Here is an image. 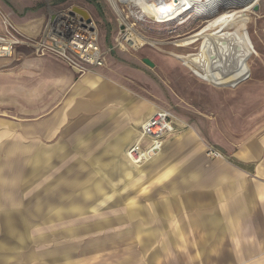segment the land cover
Segmentation results:
<instances>
[{
  "label": "crops",
  "instance_id": "0c3cea01",
  "mask_svg": "<svg viewBox=\"0 0 264 264\" xmlns=\"http://www.w3.org/2000/svg\"><path fill=\"white\" fill-rule=\"evenodd\" d=\"M19 68L29 73L25 60ZM8 70V77L16 76L15 68ZM98 77L86 76L73 91L88 96L92 107L120 94L114 85H97ZM39 83L48 90L42 79ZM25 92V112L33 116L19 119L0 110V264H62L59 255L68 259L71 249L48 250L44 243H69L78 236L86 242V264H264V128L230 152V161L207 160L203 148L191 144L182 157L178 140L167 138L163 150L134 166L124 150L134 131L119 120L108 125L110 141H99L104 149L98 145L89 158L91 169L80 165L68 172L75 155L69 139L85 135L84 130L64 125V110L50 116L42 105L40 114L32 111L38 92ZM74 101L70 116L84 105ZM53 136L56 144L45 143ZM63 146L69 155L60 160L54 154L63 156ZM106 157L110 161L101 164ZM58 177L64 186L57 184ZM139 252H149V259H138ZM105 254L111 258L103 259Z\"/></svg>",
  "mask_w": 264,
  "mask_h": 264
},
{
  "label": "rangeland",
  "instance_id": "374dc122",
  "mask_svg": "<svg viewBox=\"0 0 264 264\" xmlns=\"http://www.w3.org/2000/svg\"><path fill=\"white\" fill-rule=\"evenodd\" d=\"M213 1L194 0L184 5L173 19L161 20L152 16L139 17L138 0H116L123 21L131 28L128 30L107 0H0V35L20 43L13 48L11 57L0 58V97L3 98L0 110L19 119L33 116L25 112L28 104L25 91L38 92H34L37 100L30 99L32 111L37 114L41 113L42 105L50 111V116L64 110L67 117L64 125H73L74 130L85 132V135L74 134L69 139V147L75 149V155L65 170L68 172L78 170L80 165L91 169L94 163L89 158L98 145L110 141L107 138L113 130L108 125L115 121L121 120L134 131L124 149L127 154L130 146L140 139L143 122L161 110L171 114L174 127V132L164 137L162 150L168 138L178 140L176 149L190 144L203 148L202 155L207 160H232L230 152L264 128V0H254L249 5L248 0H220L221 7L216 12L227 14L226 20L208 28L214 18L207 15L216 5ZM231 3H235L234 6ZM74 7L88 12L98 38L96 47L103 54L101 66L85 64L70 54L74 62L79 63L75 66L67 63L55 47L54 50L36 48L41 38L48 34V26L56 14H78ZM132 30L146 40L139 49L130 47ZM195 35L198 37L194 42H182ZM144 59L152 66L144 64ZM24 60L30 68L28 74L18 71ZM10 68L17 70L16 76L8 77ZM94 74L99 76L97 85L106 83L120 90L118 97L100 107L89 106L88 96H76L73 92L82 79ZM40 79L46 83L47 91L44 84L39 83ZM81 85L94 91L88 84ZM73 99L81 100L84 105L81 108L78 104L77 113L70 116L69 110L76 106ZM187 134L192 137L184 139ZM103 137L105 139H100ZM57 139L58 136H53L52 142H44L54 145ZM63 150V156L60 151L54 154L59 155L60 160L69 155L64 146ZM185 151L181 152L182 157ZM209 151H216L221 157L212 158ZM106 158L98 162L110 161V157ZM61 177L55 180L64 186ZM91 179L106 186L99 176ZM124 193L129 196L126 189ZM131 193L135 196V190ZM30 238L26 239L27 244ZM84 241L78 236L69 243L61 239L59 243L45 242L44 245L48 250L71 249L68 259L63 258L62 252L59 255L62 264H86ZM31 245L29 243L28 248ZM107 256L111 258V255H102L103 259ZM135 256L146 261L150 257L149 252L135 253Z\"/></svg>",
  "mask_w": 264,
  "mask_h": 264
},
{
  "label": "bare ground",
  "instance_id": "6f19581e",
  "mask_svg": "<svg viewBox=\"0 0 264 264\" xmlns=\"http://www.w3.org/2000/svg\"><path fill=\"white\" fill-rule=\"evenodd\" d=\"M138 1H139L140 13H141L139 17L152 16L157 19L163 20V19H173L178 15L180 10H182L184 5L193 3L194 0H138ZM219 1L220 0H214L213 3H216V5H214L212 10H210V12L207 13L209 18L214 17L213 21L209 24L210 26L208 28L215 27L225 22L226 20L227 14L218 15L216 12L218 8L221 7V5L218 4ZM228 1L230 2V0ZM248 1L249 2L247 3V5L251 4L252 1L254 0H248ZM107 2L113 8L115 13L118 14L120 21L124 23L125 28L131 30V28L128 25H126L125 21H123V16L117 5L116 0H107ZM231 4L234 6L235 3H231ZM46 33L48 34H46L44 38L43 37L41 38L42 39L41 42L47 46H51L53 42L59 47H65L67 45V41L71 39L76 43V45H74L73 47V51H76L75 54H78V56L81 59L90 58L92 60V59L100 58L101 55H103L102 53L99 54V52H97L95 49H92V46H95L94 44L98 42V38H96V33L94 32L93 26L90 24V22H87L85 18H82L78 14L75 15H70V14L60 15V13L56 14L53 21L48 26V30ZM130 37H131L130 47L133 46L135 49H139L140 47H142L146 41L145 39L140 37L134 30H132V35ZM197 37L198 35H195L182 40V42L192 43L195 41ZM18 44H20L18 41L12 40L8 36L0 35V58L11 57L13 48ZM38 46L41 47L39 42L38 45H36V48H38ZM125 157L132 165L134 166L137 165V164L135 165L128 159L126 153H125Z\"/></svg>",
  "mask_w": 264,
  "mask_h": 264
},
{
  "label": "built area",
  "instance_id": "2783aa9c",
  "mask_svg": "<svg viewBox=\"0 0 264 264\" xmlns=\"http://www.w3.org/2000/svg\"><path fill=\"white\" fill-rule=\"evenodd\" d=\"M39 44L41 45V47L38 46V49L41 48L40 50L42 49L54 50L55 47L58 50L57 53L62 55L69 64H73L75 66L79 64V63L76 64L70 55V54H74L75 56L78 57L79 60H81V62L85 64L87 63L92 66L102 65V55L100 58L91 60L90 58L81 59L78 56V54H75L76 51H73V47L74 45H76V43L71 39L67 41V45L65 47H59L53 42L51 46H47L41 41L39 42ZM96 44H94L95 46H92V49H95L97 52H99L96 47ZM99 54L101 53L99 52ZM140 131H141L140 139L134 145L130 146L127 152L128 159L135 165L136 164L141 165L146 163L149 160V158H151V156L155 155L162 149L164 137L167 134L174 132V127L171 120V114H169L167 111H162V110L153 113L150 116V118L142 124ZM143 140L147 142L146 147L141 146V142ZM209 156L212 158L221 157V155L216 151H209Z\"/></svg>",
  "mask_w": 264,
  "mask_h": 264
},
{
  "label": "water",
  "instance_id": "95a60500",
  "mask_svg": "<svg viewBox=\"0 0 264 264\" xmlns=\"http://www.w3.org/2000/svg\"><path fill=\"white\" fill-rule=\"evenodd\" d=\"M75 12H77L82 18H85L87 22H89L88 14L85 10H82L80 8L74 7L73 8ZM254 11H256V7L254 8ZM144 64H146L148 67L152 66V63L149 60L144 59Z\"/></svg>",
  "mask_w": 264,
  "mask_h": 264
}]
</instances>
